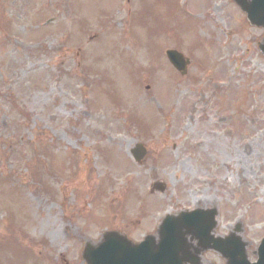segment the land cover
<instances>
[{"label":"rangeland","instance_id":"obj_1","mask_svg":"<svg viewBox=\"0 0 264 264\" xmlns=\"http://www.w3.org/2000/svg\"><path fill=\"white\" fill-rule=\"evenodd\" d=\"M263 33L232 0H0V264H85L103 231L136 242L196 208L255 260Z\"/></svg>","mask_w":264,"mask_h":264},{"label":"water","instance_id":"obj_2","mask_svg":"<svg viewBox=\"0 0 264 264\" xmlns=\"http://www.w3.org/2000/svg\"><path fill=\"white\" fill-rule=\"evenodd\" d=\"M243 12L249 24L264 27V0H233ZM264 55V37L259 43ZM170 63L184 74L188 59L176 50L166 51ZM144 147L136 144L133 157L139 161L144 155ZM159 182H154L151 191L163 190ZM215 210H194L164 217L157 229V238L146 236L140 243H132L125 235L105 232L95 244L86 243L82 257L86 264H200V255L208 249L219 252L226 264H250L244 253V244L234 234L225 238L211 235L216 222ZM238 227L235 228L237 230ZM195 240L196 244L191 242ZM264 264V239L258 247V260Z\"/></svg>","mask_w":264,"mask_h":264}]
</instances>
